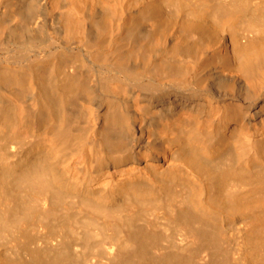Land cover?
Returning <instances> with one entry per match:
<instances>
[{"label": "bare ground", "instance_id": "bare-ground-1", "mask_svg": "<svg viewBox=\"0 0 264 264\" xmlns=\"http://www.w3.org/2000/svg\"><path fill=\"white\" fill-rule=\"evenodd\" d=\"M72 214L90 259L183 264L148 247L229 222L264 264V0H0V264L70 256L20 251Z\"/></svg>", "mask_w": 264, "mask_h": 264}, {"label": "rangeland", "instance_id": "rangeland-1", "mask_svg": "<svg viewBox=\"0 0 264 264\" xmlns=\"http://www.w3.org/2000/svg\"><path fill=\"white\" fill-rule=\"evenodd\" d=\"M72 219L78 220L73 222V229L62 227L61 221L63 217L49 221L50 224H47V231L29 228L28 231L30 232L31 239L27 242L22 251H20L21 255L23 254L25 257H28V253L32 252L34 248H43V250H47L48 248L44 247L53 245L55 237L65 235V238L69 241L68 249L70 250V256L66 257V255H63L61 257H56L54 254L50 255L42 251V256L44 258L41 259L40 257L38 260L32 262L29 260L24 262V264H125V261L117 260L118 258L113 260H99L87 257L86 253L90 252L89 247L94 246L97 240L94 236L90 237L87 234L84 223L79 220L80 218L77 214H72ZM162 224H165V220L157 219L156 225L161 227ZM235 226L238 227V230L243 233L245 232L244 229L239 228L242 227L241 223L233 224L228 222L221 228V231L225 234L224 239H220L217 242L212 240L208 246L203 247L202 245L198 246L193 243H186L182 246H178L166 241H161L157 244L150 245L148 247V253L154 255L156 251H161L168 253V256L171 258L182 256L184 258L183 264H230L229 257L233 254L234 240H236V235L235 238L233 235V233L236 232L234 231L236 229ZM62 249L65 250V248ZM210 259L212 260L211 262Z\"/></svg>", "mask_w": 264, "mask_h": 264}]
</instances>
